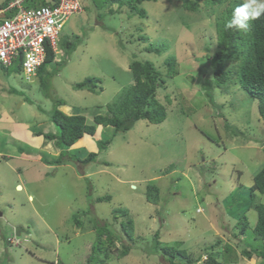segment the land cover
<instances>
[{"label":"rangeland","instance_id":"obj_1","mask_svg":"<svg viewBox=\"0 0 264 264\" xmlns=\"http://www.w3.org/2000/svg\"><path fill=\"white\" fill-rule=\"evenodd\" d=\"M10 1L0 0V7ZM79 1L82 13L70 17L61 34L78 36L81 43L69 54L59 48L32 82L23 76L19 59L8 69L0 66V107L34 132L47 133L49 123L56 128L49 120L56 101H64L73 115H83L91 124L133 85V60L151 61L165 73V59L171 57L178 74L164 77L165 88L156 92L166 106V119L158 125L139 120L127 132L97 126L91 138H81L63 152L59 165L45 151L39 152L43 162L17 157L2 138L0 151L10 153L0 155V264H86L91 252L103 264H171L166 254L150 252L157 231L158 250L171 246L186 251L189 261L177 257L173 264H203L202 255L217 240L221 251L225 245L233 251L219 261L228 257L232 262L226 264H264V259L243 255L244 249L264 245L254 233L257 213L251 207L252 202L264 204V193L252 198L247 192L264 165V117L258 100L236 81V72L217 86L210 67L218 49L216 23L231 18L229 2L247 5L254 13L261 0L214 6L200 0L196 11L182 0H157L139 6L146 13L143 18H130L125 0ZM56 4L27 0L20 7ZM16 12H3L0 20ZM140 36L148 41L138 40ZM150 46L159 53L147 52ZM235 65L227 63L226 68ZM89 77L100 80L99 93L73 88ZM97 140L110 143L97 151ZM43 148L54 151L46 142ZM91 152L97 153L93 162L78 163ZM147 185L159 187L157 205L146 201ZM119 208L134 222L133 241L121 231L125 217L115 214ZM242 216L248 227L241 236L236 226ZM105 224L119 236L108 259L103 249L92 250L96 231ZM123 245L131 249L119 259Z\"/></svg>","mask_w":264,"mask_h":264},{"label":"trees","instance_id":"obj_2","mask_svg":"<svg viewBox=\"0 0 264 264\" xmlns=\"http://www.w3.org/2000/svg\"><path fill=\"white\" fill-rule=\"evenodd\" d=\"M27 1V0H24ZM58 0H54L57 2ZM104 3L117 4L121 0H103ZM126 6L129 8L128 15L133 17L134 15L140 17H145L146 13L139 6L144 2H156L157 0H125ZM186 8L196 11L199 8L200 0H182ZM207 1V0H205ZM46 2V1H45ZM229 0H208L207 5H222L228 3ZM48 3L46 2V5ZM231 5L227 10L231 18L227 19L225 22L216 23V34H217V51L211 58L210 67L213 77L216 79L217 86L226 84L230 81V77L236 72V81L240 84L243 91L247 93L252 99L258 100V111L259 114L264 117V14H261L258 19H253L249 21V29L246 32L237 31L235 29H228L225 27L226 22L232 19L234 10L240 8L237 1L229 2ZM123 4H121L122 6ZM244 5V4H243ZM45 6V5H44ZM120 6V7H121ZM245 6V5H244ZM119 7V8H120ZM118 8V9H119ZM5 7H0V10H4ZM98 10H95L97 12ZM112 12V11H111ZM226 12V15H227ZM255 13V12H254ZM251 12L247 5L240 10L238 15L246 16L249 14H254ZM140 41H148L147 37H139ZM80 39L78 36H74V39L61 38L59 41V46L67 54L75 50V48L80 44ZM147 52L153 51L154 53H159V49L156 47H149L146 49ZM55 58V54L48 51L45 59V63L37 71L38 76L42 75L44 68L47 64H50ZM236 62L235 68H226L227 63L231 64ZM164 65L167 72L162 73V69L157 68L151 61H137L133 60L130 64L129 70L132 77L133 85H130L127 89L122 90L116 98L109 104H107V114L96 115L93 118L91 124L86 122V118L83 115H71L68 116L58 108L60 106H65L64 101H56V107L53 108L50 114V122L59 129L58 136L53 134L44 135L45 139L54 140L55 146L60 148L61 153L57 159V165L61 164L60 160L63 152L66 153L68 150L78 142L85 134L93 136L95 134L97 126L111 127L116 132H127L130 130L134 124L139 120L147 121L151 124H161L166 119V106L162 104L158 99H156V92L158 89L165 88L164 77H172L178 74L175 66V60L171 57L165 59ZM99 79L95 77L86 78L82 83L77 84L73 88L75 90H87L92 93H99L98 91ZM167 98V104L170 100ZM110 142L97 140L96 146L97 151H103ZM97 157V153H89L87 157L81 161L80 164H88L93 162ZM248 193L253 195L255 193H264V165L260 170L254 175L253 183L250 189L247 190ZM160 189L156 185H147L145 198L150 204L157 205L159 201ZM110 201V197L106 198ZM253 201V199H252ZM251 207L257 213V222L254 227L255 235L264 241V204L251 203ZM115 214L118 217H125V220L121 222L120 228L128 240L133 241V231L134 222L130 218L129 213L124 209L115 210ZM240 225V226H239ZM240 228H239V227ZM103 228H99L97 232L98 241L92 247V250L97 248L103 249L106 254L105 257L108 259L109 254H111V247L117 240L119 236L114 231L107 229L106 224L102 225ZM248 227V222L246 216H242L238 222L236 228L239 229V235H244V231ZM155 246L151 254L168 256V261L173 264L175 258L185 259L189 261L186 251L179 250V248L166 246L162 247L160 250L157 248L160 245L159 233L158 231L154 234ZM221 241V240H220ZM219 240L208 247L205 256V261L203 264H222L218 258L223 254L232 253V248L225 245L223 251L219 248ZM131 249L130 245H123L122 250L117 252V258H123L129 254ZM218 250V252H217ZM161 251V253H159ZM94 252L87 258L86 264H103V260L95 261L93 259ZM243 255L247 258H252L253 256L258 259H264V245L260 249H249L243 250ZM227 258V262L230 259Z\"/></svg>","mask_w":264,"mask_h":264},{"label":"built area","instance_id":"obj_3","mask_svg":"<svg viewBox=\"0 0 264 264\" xmlns=\"http://www.w3.org/2000/svg\"><path fill=\"white\" fill-rule=\"evenodd\" d=\"M23 0H13L6 11L17 9L11 18L0 20V66L20 60L26 80L35 76L47 52H55L64 24L81 12L78 0H59L53 7L23 9ZM3 11H0V14Z\"/></svg>","mask_w":264,"mask_h":264},{"label":"crops","instance_id":"obj_4","mask_svg":"<svg viewBox=\"0 0 264 264\" xmlns=\"http://www.w3.org/2000/svg\"><path fill=\"white\" fill-rule=\"evenodd\" d=\"M61 107L63 111L64 108H68L69 112L64 111L65 114L73 115L74 110H71V107H65V106H61ZM46 127H47L46 129L47 133H43L40 131L34 132V130L31 131L30 129H28L26 124L18 122L15 118L11 117L8 112H6L5 110L2 109V107H0V130L2 132V134L0 135V143L3 138L2 142L3 144L6 145L7 149H13L17 151V155H16L17 157L24 156L26 159L28 158L40 159V161L43 162V158L41 157L39 152L45 151L49 156L51 155L54 157L56 156L53 163L57 161V159L59 158L58 154H60L59 153L60 148L55 146L54 140L44 138V135L46 134L56 135L57 129L56 128L54 129V127H50V123ZM87 137L91 138V136L89 135H85V137L83 136L82 138H84L85 141ZM89 138L88 141L90 142ZM45 142L51 144V148L54 149L53 152L46 151L43 148V144ZM91 145H94L93 142H91ZM72 148L73 146L70 149ZM77 149L79 148H76V150ZM91 150L95 152L94 146L91 147ZM3 152H4L3 150L0 151V155L6 154V156H8L10 153V152L8 153L6 152L3 153Z\"/></svg>","mask_w":264,"mask_h":264},{"label":"clouds","instance_id":"obj_5","mask_svg":"<svg viewBox=\"0 0 264 264\" xmlns=\"http://www.w3.org/2000/svg\"><path fill=\"white\" fill-rule=\"evenodd\" d=\"M24 1V0H23ZM22 1V2H23ZM79 1V0H78ZM11 2H13V0H11L10 2H9V4L11 3ZM59 2V0L57 1V3ZM9 4H8V6H9ZM22 4V3H21ZM79 4H80V6H81V12L80 13H82V11H83V7H82V5H81V3H80V1H79ZM7 6V7H8ZM6 7V8H7ZM42 7H47V6H42ZM53 7V6H52ZM245 6L244 5H241L240 6V8H238V9H236V10H234V12H233V16H232V19H230V20H228L227 22H226V25H225V27L226 28H228V29H235V30H237V31H242V32H246L248 29H249V27H250V25H249V21L250 20H253V19H258L259 18V16L261 15V14H264V0H261V2L260 3H258V4H256V11H255V13L254 14H249V15H246V16H240V15H238V13L240 12V10L241 9H243ZM6 8L4 9V10H0V11H3V12H7L6 11ZM40 8V7H39ZM37 9V8H36ZM2 12V13H3ZM1 13V14H2ZM0 14V15H1ZM79 14V13H78ZM65 25V24H64ZM64 28V27H63ZM63 30V29H62ZM62 32V31H61ZM61 38H63V36H62V34L60 33V35H59V37H58V39H57V47H56V51L55 52H52V53H54L55 54V56L58 54V49L60 48V46H59V41H60V39ZM55 59V58H54ZM54 61V60H53ZM52 61V62H53ZM51 62V63H52ZM44 63H45V61H44ZM43 63V64H44ZM42 64V65H43ZM41 65V66H42ZM13 66V64L10 66V67H12ZM41 66L36 70V74H35V76L34 77H32L31 78V80L30 81H28V80H26L27 82H32V79H34V78H36L37 77V71L41 68ZM2 67V66H1ZM10 67H8V68H10ZM20 67H21V64H20ZM4 68V67H3ZM8 68H4V69H8ZM21 70H22V68H21ZM22 74H23V72H22ZM23 76L25 77V75L23 74ZM26 79V78H25ZM96 133V132H95ZM56 163V162H55ZM48 164V163H47ZM197 211H201V210H197ZM16 243H18L17 241H15ZM202 258H204V261H205V256L204 255H202ZM222 264H226V262H222V261H220Z\"/></svg>","mask_w":264,"mask_h":264},{"label":"water","instance_id":"obj_6","mask_svg":"<svg viewBox=\"0 0 264 264\" xmlns=\"http://www.w3.org/2000/svg\"><path fill=\"white\" fill-rule=\"evenodd\" d=\"M17 188L20 189V186L18 185ZM20 234H21V229L20 228H17L16 231H15V235L16 236H20Z\"/></svg>","mask_w":264,"mask_h":264},{"label":"bare ground","instance_id":"obj_7","mask_svg":"<svg viewBox=\"0 0 264 264\" xmlns=\"http://www.w3.org/2000/svg\"><path fill=\"white\" fill-rule=\"evenodd\" d=\"M14 64V63H13ZM21 187V186H20ZM18 244V243H17Z\"/></svg>","mask_w":264,"mask_h":264}]
</instances>
